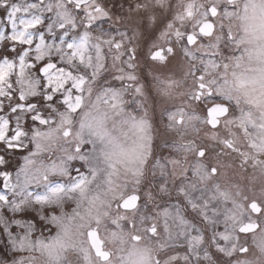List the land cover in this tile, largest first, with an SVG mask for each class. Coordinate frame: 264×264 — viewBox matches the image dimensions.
Masks as SVG:
<instances>
[{
  "label": "snow or ice",
  "instance_id": "1",
  "mask_svg": "<svg viewBox=\"0 0 264 264\" xmlns=\"http://www.w3.org/2000/svg\"><path fill=\"white\" fill-rule=\"evenodd\" d=\"M0 264H264V0H0Z\"/></svg>",
  "mask_w": 264,
  "mask_h": 264
}]
</instances>
